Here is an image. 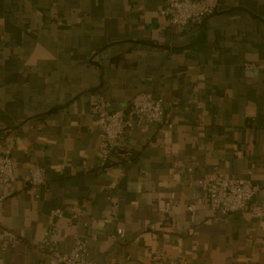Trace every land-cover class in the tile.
I'll return each mask as SVG.
<instances>
[{
    "label": "crops",
    "instance_id": "0c3cea01",
    "mask_svg": "<svg viewBox=\"0 0 264 264\" xmlns=\"http://www.w3.org/2000/svg\"><path fill=\"white\" fill-rule=\"evenodd\" d=\"M164 5L0 0V146L15 166V180L0 181V264H47L39 244L54 224L63 250L77 232L96 234L99 264L161 254L264 264V220L210 211L199 183L217 174L264 187V0H219L203 24L187 26L170 25ZM146 91L164 100L173 127L132 118L100 167L96 115ZM34 165L47 174L38 189L28 184ZM56 208L79 221L56 220ZM118 228L125 234L114 240Z\"/></svg>",
    "mask_w": 264,
    "mask_h": 264
},
{
    "label": "built area",
    "instance_id": "2783aa9c",
    "mask_svg": "<svg viewBox=\"0 0 264 264\" xmlns=\"http://www.w3.org/2000/svg\"><path fill=\"white\" fill-rule=\"evenodd\" d=\"M219 0H165L161 10L170 25L187 26L189 24L201 25L217 12ZM100 141V167L109 161L114 148L124 142L127 130L132 125V118H141L149 123H158L172 128V122L167 119L166 106L161 97L152 91L140 92L125 106L113 111H101L97 115ZM15 166L13 156L0 146V181L8 184L15 180ZM46 170L41 165H34L29 170L28 184L32 189H38L46 184ZM206 191V207L213 212L223 215L233 212H248L251 218L257 221L264 220V198L261 193L264 187L246 178L225 177L222 175H209L199 180ZM5 195L0 194V215L4 212ZM173 202L166 201L160 211L164 220L170 222ZM192 208H190L191 210ZM56 220L68 218L79 221L78 214L68 215L63 208L54 210ZM125 231L118 228L113 234L114 240L123 237ZM56 225L48 226L39 244L42 256L47 264H99L91 257L90 245L97 239L94 233L77 232L69 250L59 247L56 238ZM8 246V241L2 242V248ZM152 264H190L188 261H173L163 254L159 255Z\"/></svg>",
    "mask_w": 264,
    "mask_h": 264
}]
</instances>
